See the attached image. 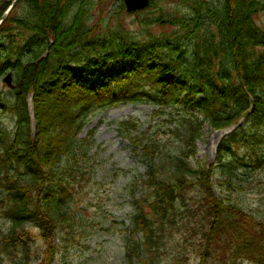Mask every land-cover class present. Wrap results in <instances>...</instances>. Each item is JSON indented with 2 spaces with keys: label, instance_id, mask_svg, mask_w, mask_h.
<instances>
[{
  "label": "trees",
  "instance_id": "1",
  "mask_svg": "<svg viewBox=\"0 0 264 264\" xmlns=\"http://www.w3.org/2000/svg\"><path fill=\"white\" fill-rule=\"evenodd\" d=\"M101 1L23 0L0 27V264H54L62 252L63 263L87 236L79 187L98 164L92 131L81 135L124 104L153 111L113 121L144 166L121 187V264H264V0H153L129 12L133 31L123 1L95 22ZM109 61L122 66L101 83L94 68ZM251 97L216 161L196 159L205 126L232 125Z\"/></svg>",
  "mask_w": 264,
  "mask_h": 264
},
{
  "label": "rangeland",
  "instance_id": "2",
  "mask_svg": "<svg viewBox=\"0 0 264 264\" xmlns=\"http://www.w3.org/2000/svg\"><path fill=\"white\" fill-rule=\"evenodd\" d=\"M124 0H105L101 1V6L95 4L94 13L96 15L95 22L100 21L101 16L106 13L108 9L120 7V2ZM181 0L165 1L163 9L170 10L177 3H182ZM183 4V3H182ZM113 5V7H111ZM104 8L103 10L101 8ZM156 9H151L154 14ZM119 12V11H117ZM125 11L122 14V22L126 28L131 31L138 29L139 20L136 15ZM259 21H264V12L261 13ZM98 21V23H99ZM129 26V27H128ZM157 30V28H153ZM122 65L117 61H109L102 63L94 68L99 76L97 80L103 83L106 79L105 75L113 74L114 70ZM100 77V78H99ZM3 85H7L3 79ZM96 80V79H95ZM110 80H107V83ZM30 112L33 115L34 104L33 98L28 99ZM146 106L143 105H119L112 107L108 111L99 114L92 118L83 130L82 137L92 131V138L94 144L92 146V153L97 156V171L95 178L92 180L90 187L81 189L79 187V194L81 197V205L87 207L85 211V228L87 236H80L75 238V247L69 249L65 262L62 263L59 258L63 254L58 253L54 264H121L122 261V247L124 243L121 236L125 231L126 225L129 223L130 216L128 215V207L125 205L127 201L124 195H121V187L126 181L135 177L138 172H144V166L141 161L131 156V152L125 146L123 139L118 137L115 129L114 120H119L122 117L134 116L141 119H147ZM35 119H32V127L35 128ZM232 125L228 128L236 127ZM205 126L202 131L200 139L196 145V159L207 162L209 165L213 164L217 155V148L222 140L224 129H215ZM226 129V128H225ZM230 130V129H229ZM224 138V137H223ZM127 169H133V172H128ZM113 175V177H112ZM98 181L99 184H94ZM96 183V182H95ZM216 193L219 191L216 188ZM98 212V213H97ZM98 216L101 219L102 226L92 227V220ZM105 216H107L105 218ZM102 217L107 222H103ZM93 231V233H92ZM88 246V248H86ZM82 253V254H81ZM89 259V260H87ZM241 264H252L244 260Z\"/></svg>",
  "mask_w": 264,
  "mask_h": 264
},
{
  "label": "water",
  "instance_id": "3",
  "mask_svg": "<svg viewBox=\"0 0 264 264\" xmlns=\"http://www.w3.org/2000/svg\"><path fill=\"white\" fill-rule=\"evenodd\" d=\"M23 0H13L9 4L8 8L4 11L2 16L0 17V26L7 20L9 17L10 13L14 10V8ZM151 1L153 0H124L125 6L128 11H135V10H140L144 9L147 7ZM4 5V3L2 4ZM4 81L11 87L13 88V82H12V74L9 73L5 78Z\"/></svg>",
  "mask_w": 264,
  "mask_h": 264
}]
</instances>
